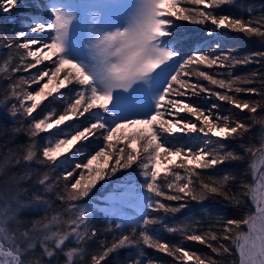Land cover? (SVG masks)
<instances>
[{
  "label": "snow or ice",
  "instance_id": "6c2138e0",
  "mask_svg": "<svg viewBox=\"0 0 264 264\" xmlns=\"http://www.w3.org/2000/svg\"><path fill=\"white\" fill-rule=\"evenodd\" d=\"M33 2L0 0V12L11 16L17 5L28 12ZM149 3L154 5L151 39L162 57L152 78L162 66L166 71L154 107L146 114L117 116L110 111L113 94L99 87L103 74L97 66L63 55L71 22L67 13L54 9L49 22L22 19L19 30L0 32V55L5 57L0 60V82L7 81L0 83V109L12 122L0 124V138H8L0 143V264H85L96 233L82 201L106 176L137 162L150 193L148 212L128 234L120 223L109 224L105 230L117 234L111 242L98 241L90 264H104L124 249L129 250L127 264H158L148 258L146 248L172 257L176 264H264V165L258 166L264 161V135L259 146L249 136L257 124L264 132V115H258L264 112V50L239 54L237 47L239 36L264 45V13L253 15L252 6L243 9L247 16L222 11L235 0ZM177 21L200 26L198 33ZM250 64L258 67L234 75L235 68ZM33 85L37 88L30 90ZM213 98L220 103L203 107L190 102ZM221 103L230 106L227 114L219 111ZM21 133L27 143L8 147ZM245 160L241 175L227 170L209 174ZM161 163L164 167L158 170ZM246 174L251 182L243 179ZM28 181L39 190L31 191ZM52 194L60 205L49 215ZM208 200L223 201L241 215L213 217L203 208L207 226L194 216L177 225L165 223L169 214ZM26 212L43 215L27 218ZM161 229L179 235L180 241L163 239ZM69 240L72 245L65 247ZM186 242L204 245L214 255L186 248ZM234 255L238 259H231ZM115 264L124 262L117 256Z\"/></svg>",
  "mask_w": 264,
  "mask_h": 264
},
{
  "label": "trees",
  "instance_id": "16d2710c",
  "mask_svg": "<svg viewBox=\"0 0 264 264\" xmlns=\"http://www.w3.org/2000/svg\"><path fill=\"white\" fill-rule=\"evenodd\" d=\"M36 3H39L40 0H34ZM28 3L32 2V0H27ZM43 4H47L48 2L46 0H42ZM31 4V3H30ZM185 6L192 7L193 5H187ZM248 6H252L254 8L253 15H260L261 13H264V0H235V4L232 6L225 5L222 11L224 12H232L237 15L243 14L245 16L248 15L246 11H243V9H246ZM27 10L24 8H21L19 5H17L16 8L12 10L11 16L5 15V13L0 12V32H9L12 29L19 30L20 21L23 18H27L28 13H31L33 10ZM221 11V10H218ZM12 18V19H11ZM11 19V21H9ZM178 24H181L184 29L189 30L190 32L198 33V30L200 26L198 25H191L187 22H180L177 21ZM11 34V33H10ZM236 35V34H233ZM239 43L237 44V47L239 49V54H244L250 51H257V50H264V45L260 43L259 40L253 38L252 40H247L243 36L238 37ZM5 57L3 55H0V60L4 59ZM258 66L255 64H250L247 67H237L234 70V75H241L244 73L251 72L253 69L257 68ZM162 71H166L163 66L161 69ZM206 71H211L208 69H205ZM16 76H18L16 74ZM2 84H7V81L0 82ZM206 83V82H205ZM255 87H259L258 84L252 85ZM163 87V84H162ZM161 87V89H162ZM249 99H259V97L256 96H250L247 97ZM14 101L9 102L10 104ZM200 104L203 107L209 106L212 102H217L213 98L210 101H206L203 99L190 101ZM219 111L222 114H227L230 111V106L227 104L221 103ZM238 111V110H235ZM187 116V114H183ZM245 115V114H242ZM258 115H264V112L258 113ZM11 120L7 118V113L3 109H0V124L2 125H11ZM25 124H27V120L25 121ZM264 135V132L261 130L260 125H255L251 133H249V136L251 137V142L255 144L256 146H259L261 142V136ZM8 139L7 137L0 138V143L3 142V140ZM28 137L21 133L18 135L15 140H13L8 147H13L17 144H24L27 143ZM248 142V138H245V143ZM234 144H230V147H234ZM3 150L0 149V152ZM237 151L242 152V149H237ZM86 162V161H84ZM114 163V161H113ZM138 163L133 165V167H130L128 169H122L114 174H109L106 176L105 179L99 181L95 187L90 191L89 195L84 198L82 201V205L87 209V211L90 214V227L93 232L96 233V238L93 241H90L88 244L89 249V255L85 257V264H90L91 259V253L97 250L98 248V241L100 240H107L111 242L114 235H116V232H109L105 229L108 227L109 224L115 225L117 223H120L122 225V232L124 234H128L131 232L133 227H138L143 217L147 214V203L150 199V193L147 191L145 185L147 183L146 178L142 175L141 169L138 167ZM99 165V161L94 162V167ZM248 161L245 160L242 163H235V164H226L219 166L218 171H212L209 174L210 175H220L223 174V171H232L236 173L237 175H241L245 172L247 169ZM33 167H39L40 171H46L43 167H40L38 165H33ZM18 169H13V171H16ZM60 174V170L58 169L55 173H53V180L57 175ZM35 179V177H33ZM243 179L247 182L252 181V176L250 174L243 175ZM32 181H28V185L31 188V191H38L39 186L31 187ZM63 185V182L61 181V187ZM59 190V189H58ZM31 191L29 195L31 194ZM50 199L53 201V209L49 211V215L52 214V211L56 210V207L60 205V202L55 199V194H52L50 196ZM165 203H171L175 204V202H169L164 201ZM248 209L252 210V204L248 202ZM110 207H112L114 210H112ZM206 208L208 209V213L215 217L217 215H222L226 218H239L241 215V211L238 209H234L230 206H228L223 201H214V200H208L205 201L202 205L197 204L193 202L189 205L187 209H184L183 211L175 214V216H172L169 214L167 217H164L165 223L169 225H177L180 222L185 220V217L188 216H194L198 220H202L207 226L208 223H210L208 219V215H206L202 209ZM43 215L42 212H26L25 216L27 218H31L33 216H41ZM151 216H161L163 217L164 214L162 212H152L150 213ZM156 228H160V225H156ZM160 235L163 239L171 242V243H178L181 239V237L177 234H168L167 232H164L162 229L160 231ZM72 245V241L69 240L65 247H68ZM186 248L193 249L200 253H209L210 255H214L210 253V249L205 247L204 245H200L196 242H186L184 245ZM147 252L148 258L158 262V264H176L174 259L172 257L167 256L164 253H160L158 251H154L152 249H145ZM128 249H124L120 251L118 254H113L107 258V260L104 262V264H115V261L118 258L124 262V264H127L126 257L128 256ZM218 258V257H217ZM61 260H63V256L60 257ZM128 259H131V257H128ZM231 259H238L235 255Z\"/></svg>",
  "mask_w": 264,
  "mask_h": 264
},
{
  "label": "rangeland",
  "instance_id": "374dc122",
  "mask_svg": "<svg viewBox=\"0 0 264 264\" xmlns=\"http://www.w3.org/2000/svg\"><path fill=\"white\" fill-rule=\"evenodd\" d=\"M46 1L48 2L47 4H43L42 0L39 3L34 1L29 9L33 11L28 13L29 17L23 19L25 22L33 18L42 22H49L53 19L54 9L67 13L71 17V22L64 40L65 51L63 55L74 62L88 66L93 64L88 48L91 38L101 32L125 27L128 14L135 3V0ZM45 66L41 65L39 67ZM32 71L35 72L36 69ZM164 72L158 69L156 77H153L148 84L141 82L127 92L122 90L113 92L110 111L116 112L117 116L146 114L154 107L155 97L161 91L163 84L161 79ZM21 74L17 73L18 76ZM36 88L37 86L33 85L30 90H35ZM133 147H136V145L133 144ZM175 159L173 158V160ZM259 165H264V161H258ZM163 167L164 164L162 163L157 165L158 170H162ZM110 208L114 210L112 207Z\"/></svg>",
  "mask_w": 264,
  "mask_h": 264
},
{
  "label": "clouds",
  "instance_id": "9594fccd",
  "mask_svg": "<svg viewBox=\"0 0 264 264\" xmlns=\"http://www.w3.org/2000/svg\"><path fill=\"white\" fill-rule=\"evenodd\" d=\"M149 0H135L125 27L95 34L88 45L91 59L102 72L98 80L106 94L129 91L138 83L148 84L158 65L160 53L152 42V14Z\"/></svg>",
  "mask_w": 264,
  "mask_h": 264
}]
</instances>
